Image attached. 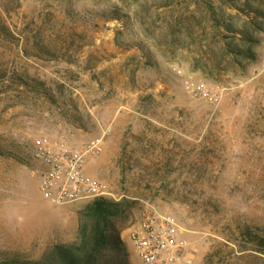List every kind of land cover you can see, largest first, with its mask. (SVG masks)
Wrapping results in <instances>:
<instances>
[{"label":"rangeland","instance_id":"rangeland-1","mask_svg":"<svg viewBox=\"0 0 264 264\" xmlns=\"http://www.w3.org/2000/svg\"><path fill=\"white\" fill-rule=\"evenodd\" d=\"M42 135L103 137L85 172L125 202L114 222L131 264L147 212L178 219L194 264H264L237 237L264 234V0H0V252L79 241L88 202L43 196Z\"/></svg>","mask_w":264,"mask_h":264},{"label":"built area","instance_id":"built-area-1","mask_svg":"<svg viewBox=\"0 0 264 264\" xmlns=\"http://www.w3.org/2000/svg\"><path fill=\"white\" fill-rule=\"evenodd\" d=\"M195 95L212 103L219 96L204 82H187ZM103 150V137L81 147L64 140L39 136L32 155L40 163V191L55 204L88 202L111 195L108 184L85 172L89 159ZM129 238L143 264H194L193 245L173 215L147 212L133 225Z\"/></svg>","mask_w":264,"mask_h":264},{"label":"trees","instance_id":"trees-1","mask_svg":"<svg viewBox=\"0 0 264 264\" xmlns=\"http://www.w3.org/2000/svg\"><path fill=\"white\" fill-rule=\"evenodd\" d=\"M212 14L215 16L213 11ZM182 22L181 16L176 17L170 25L172 31L177 30V26L183 25ZM217 22L219 27L220 22L218 20ZM187 27H185L186 38L194 36L193 40L201 41L207 34L203 33L204 25L196 35H193L191 28ZM220 32L214 35L215 39L219 37ZM234 52L244 54L242 50ZM124 208V201H113L106 197L88 201L79 214L78 242L55 243L39 257H29L21 252L2 251L0 264H131L126 244L114 222L116 217L124 213ZM237 237L238 239L244 237L253 250L264 254V234L256 227L246 225Z\"/></svg>","mask_w":264,"mask_h":264}]
</instances>
